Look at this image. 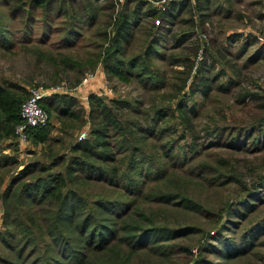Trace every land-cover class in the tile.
<instances>
[{"label": "trees", "instance_id": "trees-1", "mask_svg": "<svg viewBox=\"0 0 264 264\" xmlns=\"http://www.w3.org/2000/svg\"><path fill=\"white\" fill-rule=\"evenodd\" d=\"M99 1L0 0V48L5 50L15 44L8 38L11 28L15 33L33 32L41 9L44 30L67 16L68 35L70 24L81 19L76 7L81 5L83 23L87 19L89 29L96 27L101 11H110L112 24L96 29L94 35L101 42L98 40L88 67L68 54L59 58L52 48L42 50L40 45L30 51L39 61L78 74L71 84L62 77L47 87L76 89L101 63L109 77L136 80L144 91L133 99L91 95L89 111L69 94L43 99L41 105L50 121L29 133L31 143L44 148L37 159L24 161L15 129L22 121L21 107L29 92L13 81L0 83V244L4 246L0 247V264H162L175 261L179 254L184 256L178 264H188L197 252L177 241L198 228L171 222L168 209L216 217L218 231L203 232L206 242L198 248L194 264H264V213L260 210L264 205V88H247L241 93L242 116L225 113L221 119L214 117L205 128L213 142L199 150L197 141L202 136L197 121L204 111L203 102L194 97L209 95L214 79L206 55L216 61L211 49L214 41L211 48L207 42H193L190 53L182 57L155 55L151 29L125 33L131 13L124 2L118 8L110 0L103 9ZM17 21L22 28L12 26ZM55 27L53 32H59ZM44 34L40 43L48 40ZM195 35L181 34L173 40L174 48H182ZM27 36L24 43L31 41ZM202 46L205 59L189 82ZM155 58L170 62L175 76L156 65ZM232 70L237 76L233 66ZM237 84L234 79L228 82ZM170 87L177 91H169ZM53 112L59 126L51 121ZM87 125V138L79 140ZM55 130L61 135L55 136ZM188 139L193 141L192 156L203 158L185 169L198 159H188L186 153L180 156L177 148ZM212 147L263 153L258 167L251 169L256 175L252 186L239 173L241 160L222 156L213 162L211 153H206ZM196 181L212 190L235 183L245 197L236 204L226 202L222 211L214 212L191 193L189 185ZM244 222L251 224L240 230Z\"/></svg>", "mask_w": 264, "mask_h": 264}, {"label": "rangeland", "instance_id": "rangeland-1", "mask_svg": "<svg viewBox=\"0 0 264 264\" xmlns=\"http://www.w3.org/2000/svg\"><path fill=\"white\" fill-rule=\"evenodd\" d=\"M107 1L110 3V0H104L101 4H109ZM214 1L217 3L219 0ZM221 1L222 5L220 3L214 5V8H216L220 4L217 11H213V19L210 20L208 24L203 26L202 29H195L194 32L196 35L193 36L189 42L187 41L188 43L186 42L182 48H174L172 44L169 45V48L166 47L163 51L167 54L168 58L171 54H176L174 55L175 57H182L190 53V45L193 42L203 44V35H206L208 38L207 43L205 44L207 47L211 48L214 41L211 49L213 50L214 48V51H217V54L215 52L213 53L214 56H216V61L211 54L206 55L209 59L207 66L211 70L210 76H212L214 81L211 83L209 95L207 97L199 94L194 97L196 100L203 102L201 104V108L202 112L204 111L201 118L197 121V129L200 131L202 136V138L197 141L199 150L208 146L210 142H213V139L210 136H207L205 128L206 125L211 124L214 117L221 119L225 113L228 116L231 114L242 116L241 93L247 88H251L256 91H261V87L264 88V0ZM230 9H234V17L227 20L225 14L227 13V10ZM41 10L37 13V24L34 26L33 32L30 30L25 31L24 33H15L16 29L13 27L11 28L12 36L8 35V38L11 39L10 41L15 42L13 48L9 50L0 48V83L6 80L13 81L24 86L29 92L28 95L30 94V90L32 88L40 85L47 86V83L54 82L56 78L58 80V78L64 77V82L66 84H71L72 81L78 77V74L75 71L67 72L62 68V66L60 69L56 68L51 62H47L43 59L39 61L37 54L30 50L35 49L40 45L41 47L39 48L42 50H51L52 48V52L55 55H58L59 58H63V54H68L71 58L81 61L82 64H85V66L88 67L92 61L90 60V58H92V54L96 52L94 48L96 47L98 40L100 41V39L94 35L97 32L96 29L101 31V28L108 27V25H111L113 21L109 15L110 11H101L99 17L100 20L96 24V27L89 29V22L87 19L84 20L83 23L82 16L84 13L83 11L81 12L80 5L79 7H76V10L77 14L81 16V19L75 20L70 24L71 29L69 30L71 32H69L71 34L68 35L66 33V20L69 21L67 16H63L57 20L56 23H52V25H54L53 27L56 26L59 32H53L55 29L52 26L51 29L50 27L47 28V26H45L44 30L45 19L41 16ZM241 15L244 17H240ZM184 18H189V15L185 13V15L178 20L179 23L173 27L175 38L179 36L182 30L189 29V25H183L180 22ZM79 22L81 23L78 24ZM19 23V21L11 22L12 26L15 25L16 27L22 28ZM81 25L82 27H80ZM44 31L47 35L45 36L44 34V36L48 40H46V43H40V38ZM80 33H82V36H80ZM25 34L28 35L27 38L32 37L29 38L31 40L30 43L23 42V40L26 39V37L24 38ZM231 36H234V40L230 39ZM74 44L77 45L69 47ZM140 49L141 46H139V50ZM155 61L156 65L166 70L168 73L174 70L172 69L173 67L170 65V62L163 63L159 59H156ZM232 66L238 71L237 76L233 72ZM174 68L176 69L177 67ZM57 69L64 71V74H56L55 71ZM93 73H95V71ZM169 74L171 76H175L173 72ZM106 78V90H100L97 94L93 95L133 99L144 93L136 80L129 81L127 79V81L123 77L111 78L109 76ZM231 79L237 80L238 84L234 86L228 85V82ZM227 87L229 88L227 89ZM76 91L72 89L67 92L69 95H72ZM169 91L175 92L177 89L170 87ZM77 99L81 102L83 107L89 111V100ZM87 101L88 104L84 105L83 102ZM51 118V121L59 126L57 115L54 112L51 115ZM87 129H89V125L84 127L81 133ZM53 134L55 136L61 135L56 130ZM80 134L78 135V138ZM192 144L193 141L190 139L180 143L177 150L179 151L181 157H183L185 153L187 154L186 156L188 159L196 156V154L192 156L193 148H190ZM29 148V151L21 157L24 161L37 159V155H39L40 151L44 148V145L31 143ZM207 152L211 153L210 156L213 157V162L222 156L228 157L233 161L236 159L241 160V163L238 165L239 173H243V176L241 177L246 181L247 186H252V180L256 178V175L253 174L251 169L258 167V164L263 157V153H258L257 155L252 153H236L230 149L222 147H212L207 150L206 153ZM202 158L203 157L196 156L195 159L197 160L194 159V163L188 165L185 169L193 168L197 165L199 160H202ZM168 164L171 163L169 162ZM187 178L189 179V177ZM189 186L193 196H195L196 199H199L207 207L212 208L214 212L222 211L226 202L236 204L238 200L240 201L241 198L245 197V194H242V190L235 183H230L225 185V187L218 188L217 190L206 188V186L204 187L200 185L199 181H196V183ZM261 194L264 196V191H262ZM168 210L169 211H166V214L171 222L178 221L179 224L196 225L198 228V230L194 233L179 238L177 241L178 243L187 244L192 250L197 251V254H194L195 256L193 255V258L188 261V264H194L197 256H199L198 248L201 244L206 242V236L203 235V232L205 234L208 232L214 234V231H218L219 226H216V217L214 216L213 218L198 212L186 213L178 209ZM260 210L264 213V205H262ZM250 224V222H244L240 230H244L245 227ZM232 231L233 230L230 231V235H232ZM237 233L238 232H236L235 235H237ZM0 247L4 249L2 244H0ZM183 256L184 255L182 254L176 256L175 261H177V263H175V261H165L162 264H178ZM206 256L211 260H217L216 257L211 254H206ZM138 263H142V261Z\"/></svg>", "mask_w": 264, "mask_h": 264}, {"label": "crops", "instance_id": "crops-1", "mask_svg": "<svg viewBox=\"0 0 264 264\" xmlns=\"http://www.w3.org/2000/svg\"><path fill=\"white\" fill-rule=\"evenodd\" d=\"M99 1V6L101 8H105L106 3ZM221 0L217 3L214 0H186V1H178L174 2L169 6V9L165 13L158 12L150 3L143 0H125L123 5L128 6L129 11L131 13V20L128 25L124 28L125 33H132L133 31L137 32L139 29L148 30L151 29L153 35L152 40L154 42L155 55H159L163 52L166 47L169 48V45L174 46L172 43L175 39L173 33V27L179 23V19H181L185 13L189 15V18H184L180 22L183 25H189L188 30H182L179 34L194 32L197 28H203L206 24L213 19V11H217V8L220 6ZM229 1V0H227ZM219 4L216 8H214L215 4ZM222 5V4H221ZM104 9L103 11H105ZM226 10V9H224ZM234 9L227 10L225 14L227 20L232 19L234 17ZM240 17H244L241 15ZM160 18L162 23L157 26L154 24V20ZM242 20V19H241ZM231 35V34H229ZM177 38V37H176ZM231 40H234V36L230 37ZM190 40V39H189ZM188 40V42H189ZM187 42V41H186ZM185 42V43H186ZM187 42V43H188ZM185 43L183 45H185ZM131 49V48H130ZM158 58H155L156 60ZM160 60V59H159ZM156 63V61H155ZM95 71L94 79L88 85H81L77 89H75V93L72 96L82 100H89V97L93 94H97L100 90H106V77L109 76L105 68L101 65V63L97 66ZM83 104H88L87 102H83ZM7 153L11 152L10 149L6 150Z\"/></svg>", "mask_w": 264, "mask_h": 264}, {"label": "built area", "instance_id": "built-area-1", "mask_svg": "<svg viewBox=\"0 0 264 264\" xmlns=\"http://www.w3.org/2000/svg\"><path fill=\"white\" fill-rule=\"evenodd\" d=\"M125 0H115L117 7L123 3ZM150 3L158 12L165 13L168 11L169 6L178 1H186V0H143ZM155 25H161L162 21L160 18L154 20ZM203 45L207 42L208 38L206 35L202 36ZM205 49L204 46L201 47L199 50L196 58L195 64L192 70V78L199 71L201 64L205 59ZM95 77V73H88L85 78L83 79L82 84L88 85ZM81 86V85H80ZM77 89V88H76ZM72 89H68L65 85H58V86H36L30 90V94L27 99L23 102L21 107V117L22 121L16 126L15 135L16 141L18 143L20 152L22 154H26L29 151V145L31 144L30 133L29 130L34 127L39 126H46L50 121V116L48 112L42 107L41 101L49 96L56 95V94H69L67 91ZM75 90V89H74ZM89 134V130L83 131L80 136L79 140L86 139ZM196 253L197 251L194 250Z\"/></svg>", "mask_w": 264, "mask_h": 264}]
</instances>
